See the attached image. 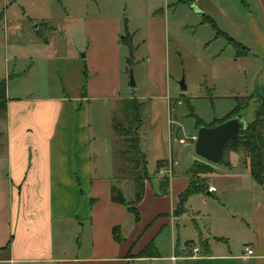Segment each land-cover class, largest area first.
I'll list each match as a JSON object with an SVG mask.
<instances>
[{
	"label": "crops",
	"instance_id": "0c3cea01",
	"mask_svg": "<svg viewBox=\"0 0 264 264\" xmlns=\"http://www.w3.org/2000/svg\"><path fill=\"white\" fill-rule=\"evenodd\" d=\"M35 1L36 8L50 3ZM56 1L62 11L59 19L25 14L27 23L22 28L0 22V53L5 63L0 81L6 84V113L0 114V264H264V187L250 175L247 158L241 162L237 153L230 152L228 164L209 163L211 173L203 179L215 191L192 195L178 212L179 197L192 180L189 168L202 160L195 156L194 145L187 148L196 134L187 137L189 144L181 140L180 127L170 116V103L160 97L150 105V119L144 125L147 135L140 140L149 179L142 199L131 206L133 184L113 180V157L111 171L104 170L88 108L91 101L119 105L121 100L119 19L107 22L99 12L75 13L72 4L82 8L87 0H69V6L64 0ZM175 3L183 4L174 0L172 5ZM247 4L239 24L246 43L218 29L239 44L238 58L264 61V0H247ZM152 6L147 5L148 13H153ZM250 8L257 10V16ZM220 11L225 18L232 15ZM40 24L47 34L58 32L66 39L79 25L88 38L83 98L82 67L76 70L79 75L75 73V83L79 82L75 95L69 96L64 89L60 96L30 95L36 88L31 47L48 46L46 36L38 31ZM105 40L116 48L109 61L100 56ZM7 45L11 56H7ZM11 87L18 89L17 95H10ZM256 96L233 97L252 99L249 106L254 118ZM161 161L165 164L156 171L155 165ZM112 185L123 193L128 205L111 202ZM129 208L137 212V221ZM188 228L192 235L186 234ZM149 244L155 249L152 256L138 257ZM247 247L253 251L251 257L245 256ZM193 248L198 249L195 254Z\"/></svg>",
	"mask_w": 264,
	"mask_h": 264
},
{
	"label": "rangeland",
	"instance_id": "374dc122",
	"mask_svg": "<svg viewBox=\"0 0 264 264\" xmlns=\"http://www.w3.org/2000/svg\"><path fill=\"white\" fill-rule=\"evenodd\" d=\"M13 1L0 0V22L4 20L8 26L18 25L22 28L24 22L27 23L25 14L30 18H37L41 13L54 20L59 19L62 12L56 0H49L50 3L44 8H36L35 0ZM64 2L65 6H69V0ZM173 2L174 0H87V5L82 8L81 5L72 6L77 14L82 12L95 15L99 12L107 22L113 18L119 19L118 57L122 76L119 93L121 99L135 98L143 104L140 140H144L147 135L144 125L150 119V105L160 97L170 103V116L181 130L179 137L186 144L192 142L187 147L190 148L193 147V141L189 142L187 137L197 133L198 120L202 126L212 123L217 125L234 108V95L262 94L264 61L252 57L238 58V48L231 45L225 37L216 35L208 24L203 23V16H210L215 25L230 38L234 37V40L246 43L247 36L239 24L242 21L241 14L248 9L247 0H193L185 5H172ZM148 4L153 5V13L147 12ZM243 4L244 7L240 8ZM220 10L232 13L231 17L225 18ZM249 10L254 11L257 16L256 9ZM151 19H160L161 22L149 24ZM106 24L108 27L109 23ZM38 31L46 36L48 46L40 43L41 46L35 44L31 47L34 61L32 79L36 88L30 95L39 98L60 96L62 89L69 96L75 95V86L79 84L75 83V76L78 74L76 70H81L85 64L88 38L84 36L79 25H75L74 33L67 39L58 32L55 35L47 34L48 30L41 24ZM127 34L129 46L121 41L122 38L126 40ZM156 36H160V40ZM0 43L2 44V40ZM6 51L7 56H11L10 46L7 45ZM115 51L114 45L105 40L100 56L109 61ZM2 54L0 53V72L5 67ZM130 72L133 85H130ZM180 80H183L185 90L180 89ZM17 90L16 87H11L10 95H17ZM88 103L93 133L98 136V153L106 164L104 170L111 171L108 168L111 157L115 171L117 168L122 169L123 162L120 159L114 161V154L121 148V144L117 138L110 140L112 136L108 128L117 116L118 102L109 105L94 101ZM238 116L244 123H249L253 120L252 107L242 108ZM229 154L228 151L223 153V161H229ZM237 156L241 162L245 161L244 154L237 153ZM115 176L113 180L119 183V173L116 172ZM122 179L129 183L126 177L122 176ZM126 195L125 192V197ZM191 230L188 228L186 234L192 235Z\"/></svg>",
	"mask_w": 264,
	"mask_h": 264
},
{
	"label": "trees",
	"instance_id": "16d2710c",
	"mask_svg": "<svg viewBox=\"0 0 264 264\" xmlns=\"http://www.w3.org/2000/svg\"><path fill=\"white\" fill-rule=\"evenodd\" d=\"M180 3L186 4L188 0H179ZM203 23L208 24L216 33L226 38L228 42L234 47L238 48L234 40L229 39L223 32H221L217 26H215L213 20L209 16H203ZM129 35L123 43L130 45ZM238 54V53H237ZM130 61V60H129ZM82 83L81 91L82 98L85 94V81L87 74L85 71V66L82 67ZM5 80L0 81V114L6 113V95H5ZM257 107L255 111V116L252 121L246 124L245 129L239 132L238 138L234 141H228L224 147V152L228 151L231 153L241 152L244 154L245 158L248 160V171L252 178L260 185L264 187V91L262 95L256 96ZM235 105L234 108L219 122L217 125L225 120L234 118L239 113V110L249 106L252 99L248 98H238L234 97ZM244 102V103H243ZM142 108L143 104L137 101L135 98L130 99H121L119 101V110L117 116L113 119L111 124V130L113 132L114 138L118 139V143L121 144V148L116 150L114 154V161L118 159L123 162L124 167L117 168L116 172L119 173V176L122 179L126 177L133 184L134 192V204L138 203L143 196V187L144 183L147 182L149 176L147 174V161L145 154L142 152L139 139V129L143 124L142 117ZM200 120L197 121V126L200 127ZM216 125V124H215ZM207 127H212V125H207ZM222 159V158H221ZM220 163L228 164L227 161H220ZM165 164V161L156 163V171ZM211 173V165L208 162L204 161H194L189 168L188 174L191 177L190 185L187 187V190L183 192L179 197V208L178 212H181L183 209L184 202L194 194H201L207 190L206 181L203 179V176ZM166 181H164V186ZM111 202L115 204L128 205L125 203L123 193L116 188L115 186L110 187ZM133 219L137 221L138 215L133 208H129ZM114 233V232H113ZM116 241L119 242L120 238L115 237ZM186 243V245H189ZM155 249H153L152 244H149L146 249L138 254V257L149 258L152 256Z\"/></svg>",
	"mask_w": 264,
	"mask_h": 264
},
{
	"label": "water",
	"instance_id": "95a60500",
	"mask_svg": "<svg viewBox=\"0 0 264 264\" xmlns=\"http://www.w3.org/2000/svg\"><path fill=\"white\" fill-rule=\"evenodd\" d=\"M133 84L132 73L130 72V85ZM178 85L181 90L186 89L183 80H180ZM245 126L246 123L237 115L213 127H199L193 144L195 156L213 165L220 164L226 143L237 139L239 132L243 131Z\"/></svg>",
	"mask_w": 264,
	"mask_h": 264
},
{
	"label": "built area",
	"instance_id": "2783aa9c",
	"mask_svg": "<svg viewBox=\"0 0 264 264\" xmlns=\"http://www.w3.org/2000/svg\"><path fill=\"white\" fill-rule=\"evenodd\" d=\"M189 140H191V141L194 142V141L196 140V136H191ZM159 174H161V173H159ZM168 174H169V172H167V175H168ZM207 190H208L209 193L215 191V189L212 188V187H208ZM197 251H198L197 248H193L192 253L195 254ZM244 251H245V256H246V257H251L252 254H253V251H252L250 248H248V247L245 248Z\"/></svg>",
	"mask_w": 264,
	"mask_h": 264
}]
</instances>
